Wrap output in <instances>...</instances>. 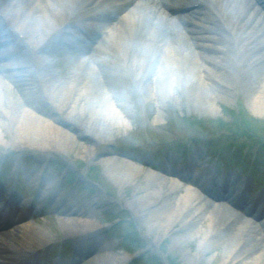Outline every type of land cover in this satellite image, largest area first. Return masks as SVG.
Here are the masks:
<instances>
[{
	"label": "bare ground",
	"instance_id": "obj_1",
	"mask_svg": "<svg viewBox=\"0 0 264 264\" xmlns=\"http://www.w3.org/2000/svg\"><path fill=\"white\" fill-rule=\"evenodd\" d=\"M117 2L128 10L106 29L108 35L94 54L72 62L64 79L53 59L56 51L51 52L55 45L45 51L43 46L69 30L77 37L73 24L92 25L106 0H0V42L12 40L21 60L15 70L0 64V145L48 157L74 152L77 137L86 136L83 158L100 162L120 191L121 207L145 222L143 239L150 248L170 239L172 250H180L187 264H200L226 234L223 245L228 240L232 245H224L220 264H264V220H252L257 209L264 210L262 198L228 185L223 193L212 192L203 176L192 171L183 174L173 167L159 172L110 152L114 132L129 125L135 91L157 106L172 99L178 104L184 95L195 115L211 118L220 111L219 103H231L242 92L249 112L264 118V14L250 0H190V12L178 18L161 11L157 0ZM15 84L18 98L11 90ZM160 120L159 113L154 123ZM101 144L104 150L99 151ZM15 199L8 197L0 206V225L6 215L17 221L14 230L0 234V264H58L46 258L53 243L65 242L75 253L67 264H77L90 252L94 255L85 263L126 264L129 256H109L113 248L103 243L104 236L99 238L104 231H95L93 219L74 214L67 203L54 210L63 236L51 241L46 232L22 222L30 211L16 206ZM94 204L105 201L96 197ZM14 211L20 212L14 216ZM194 239L197 251L192 254L184 245Z\"/></svg>",
	"mask_w": 264,
	"mask_h": 264
},
{
	"label": "rangeland",
	"instance_id": "obj_2",
	"mask_svg": "<svg viewBox=\"0 0 264 264\" xmlns=\"http://www.w3.org/2000/svg\"><path fill=\"white\" fill-rule=\"evenodd\" d=\"M204 7H202V10H205ZM67 41L68 40L65 41L62 38V40L58 39L54 43L50 44L55 45V50L51 49V52L56 51V54L53 56V59L57 63L56 68L58 75L64 79L68 78L69 70L70 68H72L70 67V50L66 47V44L68 43ZM43 48L44 50L47 49L48 45H44ZM11 90L13 97L18 98L17 91H20V87L15 84L13 85V88ZM182 93L184 94V91H182ZM177 94H179V92ZM135 96H137V99ZM130 99V107L127 112L129 125L123 130H118L114 132L113 139L114 144L117 147H122L125 145H134L139 146L144 150L151 151L153 145H160L161 143L169 144V142L173 143L175 141L180 140V138H182L183 141L188 140V138L201 139V136H205L203 137L205 138V140H209L212 138L216 139L219 135L217 134V132H226L225 129L220 130V128L216 126V122L221 121L224 124L232 123L236 125L238 122H241V118H245V120H247V123L250 124V127L257 133H264V118L255 117L249 112L242 92H237L236 94H234V98L232 99L231 103H219L218 106L220 107V111L216 114L215 117L212 118L195 115V113L192 112L189 104L186 102L184 95L180 97L178 104H175L172 99V101L166 100L160 106H157L152 101L146 102L142 99V97L139 98V95L136 91L131 94ZM159 113L161 115V120L154 123V119ZM77 141L79 144L77 145L76 150H74V153L72 152L69 155V158L72 159L75 154H77L80 158H76L77 160H73V165L77 166L79 170H82L83 165H85V169L83 170L87 172L89 176L91 175V177L104 190H106L109 196L114 198V203L109 204L106 208V212H103L101 214V219L99 218L102 224H115V222L117 221L121 223H116L114 230H109V233L111 234L109 241L110 244H113L112 248L116 251V253L114 252V255L112 256H139L137 261H135L136 264H187L185 262V259L182 257L180 250H172V242L170 239L163 238L155 244L156 248H150L149 246H147V242L143 240V235L146 234L147 230L145 222H143L139 218L137 219L131 217L127 211L115 212L116 209L118 210V208H120L118 204L121 199L119 189L108 179L101 164H99L98 162L85 163L86 160L83 158V149L87 144L85 141L81 140L80 137L77 138ZM171 144L167 145L166 147L168 151L170 150L169 148ZM195 149L197 148H192V150ZM199 149L202 150L203 155L201 159L197 161V164L203 163L202 161L205 159L204 162H208V166L210 169L211 165H214L215 161H217V159L221 155H223L222 161L228 162V156L224 149L217 150V148L205 146H201L199 147ZM9 150L11 149H4L0 147V158H3V154ZM1 152L4 153L2 154ZM21 153L24 154L26 152L22 151ZM167 153H170L173 157L179 156L177 152L169 151ZM9 154L11 153H8L7 156ZM32 154L36 155L35 153ZM51 157H53L56 161L62 162V159L65 158L64 155L56 154L51 155ZM51 163L52 162H49L48 166H51ZM258 164H260V169L258 168L259 171L256 176L260 177L261 179L258 180L260 186L257 190H263L264 157H261V159L258 161ZM201 166L202 165H198L194 167L193 171H198V169L202 170ZM196 168L198 169L195 170ZM223 173L224 172L221 169L218 171V175ZM0 177H6L8 178L7 180L11 181V178H9V174L0 175ZM53 177L61 179V184L63 187L67 185V178L63 180V178H61V176L58 174ZM26 188H28V191H31V193L27 195V198H31L33 194L32 189H30L29 186H27ZM81 191L86 194L88 198L92 197L94 194H102L97 189H93L91 191ZM68 192L69 191H63L60 193V195L62 197H67ZM132 194V190L129 191L128 189L127 195H130L131 197ZM49 208L50 204L39 212L34 213L33 215L31 214L27 218V221L33 227L46 232V234L51 238V241H54L55 239L63 236V227L60 224V218L57 216L56 212ZM245 222L247 224L246 228L249 229L251 227L250 224H252L251 218H245ZM253 222L256 223L257 221L253 220ZM179 227L180 226H177V228ZM225 236L226 234L217 238L218 246L210 248L209 251H207L204 257L201 259L200 264H220L222 254L225 249L224 245H232L231 240H228L227 243L223 245V239ZM196 247V239L184 245V249H189L192 254L197 251ZM56 248L57 246H54L53 249ZM71 253V250H66L65 256H69ZM80 264L85 263L83 262Z\"/></svg>",
	"mask_w": 264,
	"mask_h": 264
},
{
	"label": "trees",
	"instance_id": "obj_3",
	"mask_svg": "<svg viewBox=\"0 0 264 264\" xmlns=\"http://www.w3.org/2000/svg\"><path fill=\"white\" fill-rule=\"evenodd\" d=\"M241 122L235 124H224L221 121L216 122V126L220 130H226L222 132L221 139L226 141L227 145H239L246 147L258 146L261 149V153L264 152V133H257L250 127L245 118L240 119ZM221 132V131H219ZM216 144V143H215Z\"/></svg>",
	"mask_w": 264,
	"mask_h": 264
},
{
	"label": "flooded vegetation",
	"instance_id": "obj_4",
	"mask_svg": "<svg viewBox=\"0 0 264 264\" xmlns=\"http://www.w3.org/2000/svg\"><path fill=\"white\" fill-rule=\"evenodd\" d=\"M66 127L67 128H70L71 130H74V129H72L71 127H70V124H68V123H66ZM80 137V139H82L83 138V136H78L77 138H79ZM104 148V146L101 144L100 146H99V151H102V150H104L103 149ZM110 152L113 154V156H115V157H121V158H126V159H130V158H133V161H135V162H137V163H140V162H142V163H144V161H146V163H148L149 161H150V158L148 157V156H146V155H143V154H138V152H135V151H132L131 150V145H125V146H122V147H117V146H115V144H114V139H113V142H112V145H111V147H110ZM72 152H69V153H67V154H64V159H62L63 160V163H64V165L67 167V168H69V167H72L71 165H73V160H77L76 158H80L77 154H75V156H73V158L72 159H70L69 158V155L71 154ZM74 153V152H73ZM133 154V155H132ZM137 155H139L138 157H137ZM75 158V159H74ZM86 160V159H85ZM87 161V160H86ZM91 162H97V161H91ZM86 163V162H85ZM99 164H100V162H98ZM85 165H83V167H84ZM102 166V165H101ZM103 167V166H102ZM104 169V168H103ZM104 172H105V170H104ZM106 173V172H105ZM106 175H107V173H106ZM107 177H108V179H109V176L107 175ZM110 180V179H109ZM129 191H131V190H129ZM107 193V192H106ZM108 195V194H107ZM121 195V194H120ZM109 196V195H108ZM128 196V195H127ZM111 197V196H110ZM128 197H130V195L128 196ZM120 198H121V196H120ZM111 199H113V197H111ZM121 200V199H120ZM119 204H120V201L118 202ZM102 206H105V205H102ZM120 207H121V205H119ZM121 208H123V207H121ZM125 209H127V208H125Z\"/></svg>",
	"mask_w": 264,
	"mask_h": 264
},
{
	"label": "water",
	"instance_id": "obj_5",
	"mask_svg": "<svg viewBox=\"0 0 264 264\" xmlns=\"http://www.w3.org/2000/svg\"><path fill=\"white\" fill-rule=\"evenodd\" d=\"M83 137H85V136H83ZM84 140H86V137L85 138H83ZM0 147H2V148H4V149H8V148H5V147H3V145H0ZM9 149H11V150H9V151H7V152H1L4 156L7 154V153H9V152H12L14 155H16L18 158H28V159H30L33 163H37V162H42V160L43 159H40V158H36V156H34L33 154H24V155H21V151H13V149L12 148H9ZM40 160V161H39ZM44 161V160H43Z\"/></svg>",
	"mask_w": 264,
	"mask_h": 264
}]
</instances>
